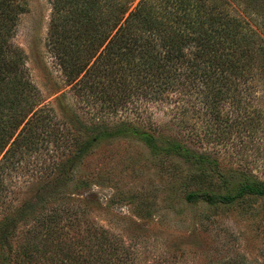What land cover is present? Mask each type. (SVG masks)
<instances>
[{
	"label": "rangeland",
	"instance_id": "1",
	"mask_svg": "<svg viewBox=\"0 0 264 264\" xmlns=\"http://www.w3.org/2000/svg\"><path fill=\"white\" fill-rule=\"evenodd\" d=\"M21 1L27 8L15 49L3 52L0 71V133L8 138L0 147V189L14 207L45 198L20 222V238L38 228L40 213L59 210L55 241L69 242L79 256L90 253L91 234L103 233L128 264H264V196L187 199L233 196L246 182H264V80L242 93L241 104L228 97L213 110L192 78L162 91L116 65V46L101 44L97 31L90 49L79 51L87 63L79 77L88 70L92 77L81 90L66 65L78 50L51 43L52 0ZM227 10L259 27L237 4ZM15 62L24 75L10 81ZM26 79L36 89L28 103L11 106L21 92L17 80ZM22 109L26 119L12 128ZM6 215L0 205V221ZM48 253L50 264H71L57 248Z\"/></svg>",
	"mask_w": 264,
	"mask_h": 264
},
{
	"label": "trees",
	"instance_id": "2",
	"mask_svg": "<svg viewBox=\"0 0 264 264\" xmlns=\"http://www.w3.org/2000/svg\"><path fill=\"white\" fill-rule=\"evenodd\" d=\"M233 3L256 17L259 27L253 29L231 16L227 6ZM26 8L21 0H0V71L3 52L15 49L11 40ZM51 22V43L57 48L78 50L77 57L70 54L66 63L71 80H79L86 69L87 63L79 51L81 47L90 49L97 31L101 44L108 48L116 46V65L122 62L132 70V75L155 80L162 91L171 85L178 87L182 78H192L203 89L205 98L201 102L213 110L228 97L241 104L242 93L256 91L257 82L264 80V0H52ZM106 54L105 68L112 55ZM13 65L10 81L15 74L24 75L18 62ZM89 71L77 83L81 90L90 86ZM17 83L21 92L11 106L19 107L22 100L28 103V96L36 87L28 79ZM27 114L22 109L18 119L12 121V128L18 127ZM143 136L154 139L147 132ZM7 140L0 133V147ZM248 194L264 196V182H246L233 196L190 193L187 199L229 203ZM44 198L39 195L28 206L14 207L12 196L0 189V205L7 213L0 221V264H50L48 252L56 248L71 264H128L127 253H116V247L103 233L91 234V243L87 245L90 253L76 255L69 242L58 247L54 237L63 229L64 218L59 210L40 213L36 219L38 228L28 230L21 239L20 222L27 219L28 211H34L35 200L42 202ZM10 207H14L11 214Z\"/></svg>",
	"mask_w": 264,
	"mask_h": 264
}]
</instances>
